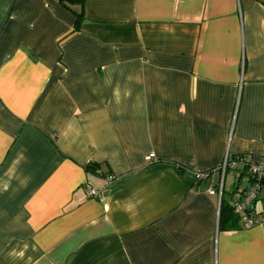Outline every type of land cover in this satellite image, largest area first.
<instances>
[{
  "label": "crops",
  "instance_id": "1",
  "mask_svg": "<svg viewBox=\"0 0 264 264\" xmlns=\"http://www.w3.org/2000/svg\"><path fill=\"white\" fill-rule=\"evenodd\" d=\"M263 154L264 0H0V264H264Z\"/></svg>",
  "mask_w": 264,
  "mask_h": 264
},
{
  "label": "built area",
  "instance_id": "2",
  "mask_svg": "<svg viewBox=\"0 0 264 264\" xmlns=\"http://www.w3.org/2000/svg\"><path fill=\"white\" fill-rule=\"evenodd\" d=\"M154 157V153H149L147 155L148 160H152ZM238 166H244L247 169L248 186L233 192V211L240 217L243 226L248 229L264 220L257 216H253L256 202L264 189V154L257 161L246 160V158L242 156L237 157L235 160H226L223 167H221L223 175L228 167L235 169ZM196 176L198 178H206L208 173H197ZM113 179L114 177H109L110 182L113 181ZM222 190V187H220V193ZM87 193L91 198L103 199L101 191L91 184L87 185ZM210 193L214 194L216 190L211 189Z\"/></svg>",
  "mask_w": 264,
  "mask_h": 264
},
{
  "label": "trees",
  "instance_id": "3",
  "mask_svg": "<svg viewBox=\"0 0 264 264\" xmlns=\"http://www.w3.org/2000/svg\"><path fill=\"white\" fill-rule=\"evenodd\" d=\"M59 1L61 3H63V4L82 5L83 6L86 3L87 0H59ZM80 16H81V14L78 15L79 18H80ZM93 167L95 168L94 165H90L89 168H93ZM178 169L180 171L184 170L180 166H178ZM257 217L260 218V219H264V212L263 213H259ZM239 220H240V218H239L238 215H236L234 213L232 206L228 207L225 204V200H224V197H223L222 198V202H221V215H220L221 228H224V229L234 228Z\"/></svg>",
  "mask_w": 264,
  "mask_h": 264
},
{
  "label": "rangeland",
  "instance_id": "4",
  "mask_svg": "<svg viewBox=\"0 0 264 264\" xmlns=\"http://www.w3.org/2000/svg\"><path fill=\"white\" fill-rule=\"evenodd\" d=\"M232 175H233V173L231 175L229 174V177H231Z\"/></svg>",
  "mask_w": 264,
  "mask_h": 264
}]
</instances>
